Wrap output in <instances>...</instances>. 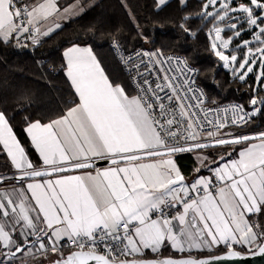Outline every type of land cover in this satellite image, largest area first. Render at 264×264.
<instances>
[{
    "label": "snow or ice",
    "instance_id": "obj_1",
    "mask_svg": "<svg viewBox=\"0 0 264 264\" xmlns=\"http://www.w3.org/2000/svg\"><path fill=\"white\" fill-rule=\"evenodd\" d=\"M84 6L80 0L63 9L59 0H0V43L39 44L40 36L62 27L61 14ZM201 7V18H211L214 55L237 80L246 83L251 74L264 92V0H201ZM137 56L139 62L124 60L136 79L130 95L109 79L91 48L64 52L78 100L59 118L29 125L40 165L0 111V145L20 173L19 189L13 184L11 192H0V251L14 258L31 245L45 258L41 264H220L264 256V132L239 131L264 115V96L250 97L251 111L239 104L206 109L186 61L176 71L173 58L159 50ZM233 145L240 146L233 148L237 158L220 156L225 162L209 167L211 176L193 182L172 159ZM97 159L112 166L97 170ZM39 177L54 178L24 183ZM165 245L187 255L160 258ZM145 250L156 258H144Z\"/></svg>",
    "mask_w": 264,
    "mask_h": 264
},
{
    "label": "trees",
    "instance_id": "obj_2",
    "mask_svg": "<svg viewBox=\"0 0 264 264\" xmlns=\"http://www.w3.org/2000/svg\"><path fill=\"white\" fill-rule=\"evenodd\" d=\"M72 2L59 0V5L62 7ZM80 2L85 5V10L44 37L33 53L24 46H18L15 40L0 43V111L8 118L34 164L40 165L41 159L27 135L26 126L36 120L50 122L59 118L78 100L65 74L63 54L73 44L90 45L111 81L123 86L129 94H135L134 88L110 47L112 40H117L125 51L147 47L184 55L190 64L199 68L198 83L209 102L239 101L248 109L252 95L264 96V92H259L257 81L253 84L251 74L246 83L237 80L231 69L223 67L222 61L214 55L211 48L214 34L209 35L212 25L208 23L211 18H201L204 11L201 0H170L162 6H158L156 0ZM189 28L190 32L185 31ZM222 35L226 36L227 32ZM239 131L245 134L264 131V115L253 116L251 122ZM233 148L239 149L240 146L233 145L227 151L233 153ZM203 151L213 159L227 152L224 147ZM173 157L185 176H191L198 169L199 161L194 151ZM13 172L9 157L0 145V176L9 177ZM8 182L16 181L9 178L2 184ZM24 253H18L19 259L8 264H41L45 259L42 254L25 258ZM167 255L182 256L165 247L160 257ZM144 257H156V254L146 253Z\"/></svg>",
    "mask_w": 264,
    "mask_h": 264
},
{
    "label": "built area",
    "instance_id": "obj_3",
    "mask_svg": "<svg viewBox=\"0 0 264 264\" xmlns=\"http://www.w3.org/2000/svg\"><path fill=\"white\" fill-rule=\"evenodd\" d=\"M233 15H236V14H233ZM39 39H40V43H41L42 38L40 37ZM40 43L39 44H33L29 40H26V39L22 38V40L19 43H17V45L18 46H24L31 53H33L35 48L38 47L40 45ZM110 47H111L112 51L114 52V54L116 55V57L118 58L123 71L125 72L126 75H128V77L130 79V82H131V85H132L133 88H135V86H136V79L134 78V73H130L128 71V68L130 67V65H125L124 64V60L127 59V58H131L132 60H136L137 62H139V57L137 56V53L154 52V51L159 50L160 52L163 53V57L162 58H167V57H172L173 58L170 66L173 67L176 71H179V68H180L182 62H185V61L187 62V64L191 68L194 69V74L192 75V79L194 80L193 88L198 90V91H202L205 94V100H206L205 108L206 109L209 108V107H211V108H217V107L225 108V107H229L231 105H236V104L243 105L239 101H228V102H223V103H218V102L209 103V100H208V97H207L205 91L203 90V88L198 83V74H199V71H200L199 68L197 66H194V65L190 64L188 62V60L186 59V57L184 55H182V54L164 53L159 48L151 49V48H147V47H138V48H136L134 50H131V51H125V49L122 47V45L117 40H112L111 43H110ZM147 59H148L147 57H144L145 61H147ZM228 115L230 117L231 114L229 113ZM232 127L236 128V126H232ZM185 146H187V145H185ZM65 247H66V245H65ZM18 259H19V257H17V255L14 258H12L8 254V250L4 251V256H3V259H2L4 261V264L11 263V262L16 261Z\"/></svg>",
    "mask_w": 264,
    "mask_h": 264
},
{
    "label": "crops",
    "instance_id": "obj_4",
    "mask_svg": "<svg viewBox=\"0 0 264 264\" xmlns=\"http://www.w3.org/2000/svg\"><path fill=\"white\" fill-rule=\"evenodd\" d=\"M157 1V4H158V6H162V5H160L159 4V0H156ZM170 0H165V4L167 3V2H169ZM181 1H183V2H185L186 0H181ZM73 3V2H72ZM72 3H70V4H72ZM81 3V2H80ZM70 4H68V5H70ZM164 5V4H163ZM67 6V5H66ZM65 6H62L61 7V9H63ZM78 11L79 10H74V14H70L69 16H70V18L69 19H71V18H73V17H76V16H78L79 14H81L84 10H82L80 13H78ZM64 15L63 14H61V16L60 17H58V19H63L62 17H63ZM61 25H63V24H61ZM42 39L44 38V36H40ZM21 40H22V38H21ZM20 40V41H21ZM11 41V40H10ZM15 42H17L16 40H15ZM73 46H79V47H88V48H91V50H92V52H93V54L95 55V57H96V59L100 62V64H101V67L104 69V71H105V73L107 74V72H106V70H105V68H104V66H103V64H102V62H101V60H100V58H99V56L95 53V51L93 50V48L90 46V45H81V44H73V45H70V46H68L65 50H64V52L68 49V48H70V47H73ZM64 54V53H63ZM65 58V57H64ZM65 63L67 64V60H66V58H65ZM65 74H66V76H67V78H68V80H69V82H70V84H71V80H70V77H68V75H67V67H65ZM108 75V74H107ZM108 77H109V75H108ZM110 79V78H109ZM111 80V79H110ZM72 86V85H71ZM121 86V85H120ZM73 87V86H72ZM73 89H74V87H73ZM75 91V90H74ZM126 91V90H125ZM134 94V93H133ZM133 94H130V95H133ZM77 95V94H76ZM78 97V96H77ZM36 121H39V120H36ZM36 121H33V122H36ZM33 122H31V123H33ZM39 122H41L42 124H46V123H49V122H42V121H39ZM51 122V121H50ZM31 123H29L27 126H26V132H27V129H28V127H29V125L31 124ZM10 124V123H9ZM11 126V125H10ZM12 127V126H11ZM13 129V128H12ZM13 133H14V135L17 137V135L15 134V132H14V130H13ZM27 135L29 136V138H30V140H31V136L29 135V133L27 132ZM17 139H18V137H17ZM19 140V139H18ZM20 141V140H19ZM32 142V141H31ZM22 145V144H21ZM3 146V145H2ZM23 146V145H22ZM34 146V145H33ZM34 148H35V146H34ZM36 150V149H35ZM37 151V150H36ZM6 152V151H5ZM38 153V152H37ZM228 153H231V155H228ZM236 154V152H231V151H227V152H223L222 154H220V156H225V160H227V159H232V158H237V154ZM28 155V154H27ZM39 155V154H38ZM233 155H235V157L233 156ZM205 156H207V159L206 160H202V158L203 157H205ZM219 156V157H220ZM28 158H29V156H28ZM30 159V158H29ZM40 159H42V158H40ZM172 159L174 160V162H175V159H174V157H172ZM198 159V161H199V166H198V169H199V171H195V173L194 174H192L191 176H185L182 172H181V174L182 175H184L185 176V180L186 181H188V182H193L194 181V179L195 178H198V177H201V176H204V177H207V176H211L212 175V172H210L208 169H209V167H211V168H215V167H218L219 166V164H222V163H224L225 161H223V160H216V159H213L212 157L210 158V157H208V155L207 154H205V153H203L202 154V156L201 157H198L197 158ZM9 160H11V158L9 157ZM97 160H99V159H97ZM213 161H216L215 163L213 162ZM176 163V162H175ZM12 165V164H11ZM177 165V164H176ZM112 165L111 164H105V165H102V166H99V167H95L97 170H101V169H103V168H107V167H111ZM12 167H13V174L12 175H14V174H16V173H19L18 172V170H16L15 168H14V166L12 165ZM43 168V167H42ZM179 168V167H178ZM181 171V170H180ZM66 174H80V172L79 171H77V172H71V173H66ZM11 175V176H12ZM50 178H54V177H39V178H30V179H27V180H24V183L25 184H27V183H29V182H35V181H41V182H43V181H45V180H47V179H50ZM13 184H15V186H16V188L17 189H19V186H20V182H11V183H8V184H2L1 186H0V192H3V191H5V190H7V191H9V192H11L12 191V187H13ZM8 189H11V190H8ZM19 227V226H18ZM34 238V237H33ZM165 247H167V245H165L164 247H162V249L163 248H165ZM162 249H161V251H162ZM7 249H4V251H6ZM171 251H173V252H176L174 249H170ZM35 252V251H34ZM34 252H27V251H25V253H24V257L26 258V257H28V255L29 254H31V255H33V253ZM146 253H151L149 250H145L144 251V255L146 254ZM177 253V252H176ZM178 254H181V255H183V254H186L187 255V253H178ZM197 254V251L196 250H193V253H192V255H196ZM140 258V257H139Z\"/></svg>",
    "mask_w": 264,
    "mask_h": 264
},
{
    "label": "water",
    "instance_id": "obj_5",
    "mask_svg": "<svg viewBox=\"0 0 264 264\" xmlns=\"http://www.w3.org/2000/svg\"><path fill=\"white\" fill-rule=\"evenodd\" d=\"M261 132H264V131H261ZM259 133L260 132H257V133H247V134L248 135L255 136V135H259ZM214 147H216V146H214ZM193 151H195V150H193ZM105 164H110V162L109 161L102 160V159H99V160H96L95 161V167H99V166H102V165H105ZM40 170H43V168H40ZM19 176H20V173H16V174H14L12 176H9V177L0 176V184L3 183L5 180H7L9 178H13L14 179V177H15V181L16 182H20ZM25 180H27V179H25ZM182 256H185V255H182ZM167 257L179 258L181 256H169V255H167V256H162L160 258H167ZM144 258H146V257H144ZM153 258H156V257H151V258H147V259H153ZM137 259H139V257ZM220 264H264V256L246 254V258L245 259H242V260H234V261H224V262H220Z\"/></svg>",
    "mask_w": 264,
    "mask_h": 264
},
{
    "label": "rangeland",
    "instance_id": "obj_6",
    "mask_svg": "<svg viewBox=\"0 0 264 264\" xmlns=\"http://www.w3.org/2000/svg\"><path fill=\"white\" fill-rule=\"evenodd\" d=\"M234 6H236V5H234ZM217 7H219V4H217L216 6H214V7H212L211 9H209V10H211V11H215L216 10V8ZM85 8L86 7H83V10H85ZM81 11L79 10L78 11V13H80ZM71 16V15H70ZM70 16L69 15H67V16H63L62 18V20L61 19H58V22L60 23V24H63L66 20H68L69 18H70ZM207 19H209V18H207ZM221 26H223V25H221ZM229 34L227 33V35L225 36L226 38H227V36H228ZM214 39V36H213V38H212V40ZM242 39H248V40H252L253 39V37L252 36H250V35H247V34H244L243 36H242ZM253 42H255V41H253ZM218 43V47H219V42H217ZM236 43V40L234 39V42H233V45H230V48L228 49V50H223V51H225V53L227 54L229 51H230V49H232L233 48V46H234V44ZM237 55H239V53H236ZM223 63V62H222ZM230 69V68H229ZM257 71H258V69H257ZM257 86L258 87H260V82H259V80H257ZM251 108H252V106L250 105V107H248V110L249 111H251ZM203 153H205L204 151H201V150H195L194 151V154H195V156L198 158V157H201L202 156V154ZM235 154V153H234ZM236 155V154H235ZM235 155H233L234 157H235ZM219 158H217L216 160H218ZM9 183V182H8ZM15 183V182H14ZM2 185V183L0 184V186ZM8 190H11V189H8ZM32 239H34V238H32ZM0 249H2V243H0ZM25 251H27V252H34L33 253V255L34 254H38V255H40L41 253L40 252H38L37 251V249L36 248H34V247H31V245H27L26 246V250ZM3 256H4V249L2 250V251H0V260H2L3 259ZM28 256H31V254H29ZM52 258V257H51ZM137 258V257H136Z\"/></svg>",
    "mask_w": 264,
    "mask_h": 264
}]
</instances>
